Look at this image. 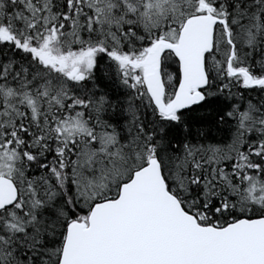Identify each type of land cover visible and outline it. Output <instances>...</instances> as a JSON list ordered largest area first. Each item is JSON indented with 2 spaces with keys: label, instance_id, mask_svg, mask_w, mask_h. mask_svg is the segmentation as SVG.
I'll return each instance as SVG.
<instances>
[{
  "label": "snow or ice",
  "instance_id": "snow-or-ice-1",
  "mask_svg": "<svg viewBox=\"0 0 264 264\" xmlns=\"http://www.w3.org/2000/svg\"><path fill=\"white\" fill-rule=\"evenodd\" d=\"M0 264H264V0H0Z\"/></svg>",
  "mask_w": 264,
  "mask_h": 264
}]
</instances>
